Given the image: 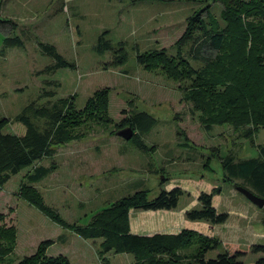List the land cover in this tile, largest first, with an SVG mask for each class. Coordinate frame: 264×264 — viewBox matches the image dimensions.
<instances>
[{
  "label": "rangeland",
  "instance_id": "rangeland-1",
  "mask_svg": "<svg viewBox=\"0 0 264 264\" xmlns=\"http://www.w3.org/2000/svg\"><path fill=\"white\" fill-rule=\"evenodd\" d=\"M153 1L0 0V21L7 19L13 25L0 24V118L7 120L1 133L23 136L24 126L15 122L23 111L42 130L46 118L34 116L27 107L51 111L61 101H69L81 110L92 93L102 88L109 90L111 118L109 123L95 118L81 124L73 130L75 138L58 147L52 159L23 169L0 188V213L5 215V225L17 231L13 252L0 264H16L35 253L44 240L53 241L46 249L47 256H65L70 264H100V239L85 240L63 229L18 195L33 167L52 164L54 172L32 186L69 225H87L102 208L136 191L143 190L152 200L160 191L178 187L183 195L177 207L164 210L160 219H153L157 216L145 210L130 209L133 232H138L141 224L148 228L147 233L175 235L173 230L187 229L219 241L206 252V260L224 252L230 256L242 253L238 257L241 264H258L264 259L263 251L252 250L253 246H264V212L234 189V184L245 187L242 181L222 182L220 165L221 159L229 156L236 161L258 157L264 129L254 131L251 140L243 136L249 126H213L206 131L200 112L183 97L180 87L184 83L136 63L137 52L163 49L175 55L173 45L183 34L187 18L194 12H205L209 4L210 17L222 26V7L210 0ZM202 18L208 24L205 14ZM103 34L113 49H124L125 64L113 66L112 52H96ZM200 34L197 30L195 37ZM7 37H17L19 43L3 47ZM40 43L53 47L73 67L45 72L54 60L41 52ZM190 44L181 48L182 55L194 68H200L210 54L194 59ZM136 112H146L157 120L148 134L133 132L144 150L115 134L118 123ZM216 188L219 192L213 195L212 205L216 213L227 214L225 223L179 220V212L201 209L198 195L211 194ZM197 247L195 236L183 252L190 254ZM106 258L109 264L134 262L130 254L109 253Z\"/></svg>",
  "mask_w": 264,
  "mask_h": 264
},
{
  "label": "trees",
  "instance_id": "trees-1",
  "mask_svg": "<svg viewBox=\"0 0 264 264\" xmlns=\"http://www.w3.org/2000/svg\"><path fill=\"white\" fill-rule=\"evenodd\" d=\"M219 4L222 26L209 15L210 4L205 12H194L187 18L181 37L174 43L175 55L165 50H147L136 53V63L147 71H160L166 78L174 82L184 83L181 88L183 97L192 104L193 110L200 112V123L206 131L213 126L230 125L234 128L247 127L243 136L249 140L258 128L264 129V0H210ZM209 19L208 24L202 15ZM1 25H12L7 19ZM201 31L195 37V32ZM99 37L96 52L104 54L112 52L113 66L123 65L127 54L122 47L113 49L110 44ZM101 42V43H100ZM19 43L17 37L4 39L3 47H12ZM190 44L191 57L197 59L202 54H210L200 68H194L182 55L181 48ZM41 52L54 60L47 73L61 68L73 67L48 45L38 44ZM213 55V56H212ZM109 90H96L87 99L81 110L72 107L69 101H61L51 111L38 109L32 114L41 119L46 118L45 128L38 129L29 119L25 111L15 118L25 128L23 136L2 134L7 124L6 118H0V188L23 169L32 167L43 159H52L56 149L65 145L73 137V130L83 123L101 120L109 123L108 115ZM157 120L146 112H136L118 123L119 129L129 127L135 133L148 134ZM118 129V130H119ZM117 130V131H118ZM130 141L139 150L145 146L133 134ZM252 144V143H251ZM222 182L233 183L240 180L245 189L254 195L264 198V145L258 149V157L235 160L232 156L220 161ZM54 164L35 166L25 176L26 185L21 186L19 196L28 205L36 208L63 229H68L85 240L100 239L98 256L100 264H109L106 255L130 254L134 258L132 264H241L238 257L242 253L228 255L224 252L214 259H205L208 250L215 248L219 241L206 238L183 229L178 234H154L143 236L130 232L128 215L130 209L145 211L175 209L183 192L178 187L160 193L149 200L146 192L139 190L117 202L110 204L95 213L87 225H69L53 209L48 207L42 195L32 185L41 182L54 172ZM166 180V178H164ZM239 186V185H233ZM219 188L211 194L201 193L197 201L200 210L185 213L188 220H204L211 225L223 224L227 214L216 213L212 205V197L218 194ZM5 215L0 213V260L8 257L14 250L17 231L13 226H6ZM196 236L198 247L194 252L185 254V249L192 245ZM53 243L51 240L41 241L35 253L25 256L16 264H70L62 255L47 256L46 249ZM254 253L263 251L264 246H253ZM183 252V253H182ZM258 264H264L260 259Z\"/></svg>",
  "mask_w": 264,
  "mask_h": 264
},
{
  "label": "water",
  "instance_id": "water-1",
  "mask_svg": "<svg viewBox=\"0 0 264 264\" xmlns=\"http://www.w3.org/2000/svg\"><path fill=\"white\" fill-rule=\"evenodd\" d=\"M118 137L128 141L133 136V131L131 128L126 127L123 129H120L116 131L115 133ZM163 180V177L161 178V181ZM234 189L243 195L250 203H252L255 207L258 209H261L264 212V198H260L253 193H251L249 190L241 187V186H234Z\"/></svg>",
  "mask_w": 264,
  "mask_h": 264
},
{
  "label": "crops",
  "instance_id": "crops-1",
  "mask_svg": "<svg viewBox=\"0 0 264 264\" xmlns=\"http://www.w3.org/2000/svg\"><path fill=\"white\" fill-rule=\"evenodd\" d=\"M168 2V1H165V0H155V1H153V2ZM148 21H150V20H148ZM148 213H146V214H150V216H157V217H155V218H153V219H156V218H158V219H160V217H163V216H161V215H163L164 214V210H158V211H147ZM179 220H182V221H184V222H186V218H185V214H183L182 212H179ZM138 232H133V228L131 227V225H130V232L132 233V234H138V235H143V236H152V235H154V234H164L163 232H161V231H158V232H151V233H147V231H148V228L147 227H145V225L144 224H141V226H138ZM175 232H180L179 230H177V231H172L171 233H175ZM176 233V234H177Z\"/></svg>",
  "mask_w": 264,
  "mask_h": 264
}]
</instances>
